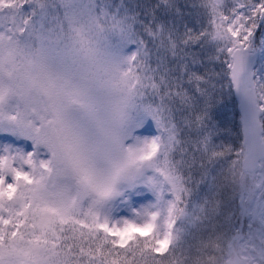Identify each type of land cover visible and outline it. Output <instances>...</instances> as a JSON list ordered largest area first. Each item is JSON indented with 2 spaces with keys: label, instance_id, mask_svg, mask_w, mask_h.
<instances>
[{
  "label": "snow or ice",
  "instance_id": "1",
  "mask_svg": "<svg viewBox=\"0 0 264 264\" xmlns=\"http://www.w3.org/2000/svg\"><path fill=\"white\" fill-rule=\"evenodd\" d=\"M0 264H264V0H0Z\"/></svg>",
  "mask_w": 264,
  "mask_h": 264
},
{
  "label": "rangeland",
  "instance_id": "2",
  "mask_svg": "<svg viewBox=\"0 0 264 264\" xmlns=\"http://www.w3.org/2000/svg\"><path fill=\"white\" fill-rule=\"evenodd\" d=\"M223 111L229 116V118H231V114L233 112V108H232L231 103H229L228 106ZM237 119H238V117H237Z\"/></svg>",
  "mask_w": 264,
  "mask_h": 264
}]
</instances>
